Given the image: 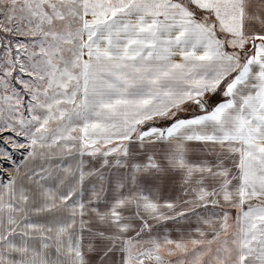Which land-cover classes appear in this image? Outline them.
<instances>
[{
	"label": "snow or ice",
	"instance_id": "obj_1",
	"mask_svg": "<svg viewBox=\"0 0 264 264\" xmlns=\"http://www.w3.org/2000/svg\"><path fill=\"white\" fill-rule=\"evenodd\" d=\"M0 264H264V0H0Z\"/></svg>",
	"mask_w": 264,
	"mask_h": 264
}]
</instances>
